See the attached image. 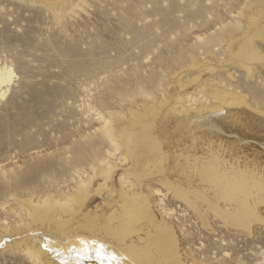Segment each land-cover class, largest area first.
I'll list each match as a JSON object with an SVG mask.
<instances>
[{"label":"rangeland","instance_id":"rangeland-1","mask_svg":"<svg viewBox=\"0 0 264 264\" xmlns=\"http://www.w3.org/2000/svg\"><path fill=\"white\" fill-rule=\"evenodd\" d=\"M248 12L256 25L263 21L264 0H0V68L13 72L10 86L0 89L7 88L0 98V234H15L13 195L78 187L71 168L81 155L119 163L99 134L109 113L129 108L138 119L154 105L185 116L190 109L221 112L226 103L264 116V75L232 55L243 40L240 25L251 23ZM253 41L264 58V40ZM178 154L169 167L183 165ZM15 181L20 188L12 192ZM152 186L186 264H264V223L248 235L207 211L203 226L183 201ZM91 199L90 210L101 205ZM259 214L264 219V203ZM36 236L59 245L55 236ZM0 264L37 263L0 245Z\"/></svg>","mask_w":264,"mask_h":264},{"label":"bare ground","instance_id":"bare-ground-1","mask_svg":"<svg viewBox=\"0 0 264 264\" xmlns=\"http://www.w3.org/2000/svg\"><path fill=\"white\" fill-rule=\"evenodd\" d=\"M246 15L251 23L240 25L243 40L232 55L237 65L264 75V58L253 41V36L264 40V20L256 25L254 15ZM12 75L11 69L0 68V89L10 86ZM222 107L217 113L201 114L200 108L175 116L150 105L138 119L129 108L109 113L99 134L118 153L119 163L81 155L71 168L78 187L59 195H13L14 238L5 228L0 245L37 264H186L169 214L160 212L154 201L160 191L152 185L183 201L203 226L210 211L229 229L249 235L254 223H264L259 214L264 162L256 165L251 159L264 160V116L242 114L226 103ZM235 116L244 119L236 121ZM177 154L185 158L180 169L172 168ZM95 180L100 182L94 187ZM11 188L17 192L20 183ZM93 196L101 205L90 210ZM40 232L55 236L59 245L51 239L42 244L36 236Z\"/></svg>","mask_w":264,"mask_h":264}]
</instances>
